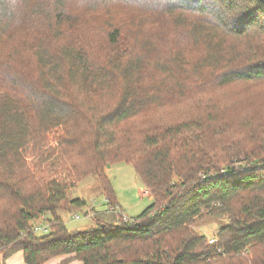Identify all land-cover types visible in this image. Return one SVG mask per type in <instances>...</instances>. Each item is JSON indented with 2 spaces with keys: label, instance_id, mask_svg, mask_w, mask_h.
Segmentation results:
<instances>
[{
  "label": "trees",
  "instance_id": "16d2710c",
  "mask_svg": "<svg viewBox=\"0 0 264 264\" xmlns=\"http://www.w3.org/2000/svg\"><path fill=\"white\" fill-rule=\"evenodd\" d=\"M34 1L0 0V264H264V4ZM120 162L151 204L68 229L89 175L119 206L104 167ZM203 215L228 216L217 243L191 227Z\"/></svg>",
  "mask_w": 264,
  "mask_h": 264
},
{
  "label": "rangeland",
  "instance_id": "374dc122",
  "mask_svg": "<svg viewBox=\"0 0 264 264\" xmlns=\"http://www.w3.org/2000/svg\"><path fill=\"white\" fill-rule=\"evenodd\" d=\"M38 0L34 1V4ZM113 19H116L115 23H126L128 18H131L127 14L124 8L114 9ZM30 15V11L26 14H22L19 18L21 26L16 28L23 31V28L26 26L27 18ZM129 28V26H127ZM161 41H165L171 38L170 35L161 33ZM238 89V88H237ZM245 91V90H243ZM234 94H230V98H233ZM229 99V98H228ZM242 99V98H241ZM240 99V100H241ZM257 103H261V98L256 99ZM241 165H244L242 160ZM110 165V164H108ZM104 167L108 177L110 178L117 200L119 204L123 206V212L131 217L139 216L150 204L151 197L142 196L141 193L147 189L144 186L142 179L137 175L131 164L127 163H114L110 166ZM85 198L87 206L86 208L71 210H61L59 211L60 216L66 222L68 229L70 230H87L89 228L97 227V220L101 219V214L110 213L108 210H105L104 200L105 195L103 194L102 188L98 181V176L96 174L89 175L85 180L79 182L75 187L69 190V198ZM93 205L94 208H91ZM86 209L88 212H91V216L86 214ZM96 209V210H95ZM76 210V213L80 216V219H73V214ZM116 217H121L118 214L111 213ZM97 217V218H95ZM108 219V218H107ZM114 219V218H113ZM112 221V220H111ZM229 218L227 215H203L195 219L191 227L200 235H204L208 238L209 243H217L219 241L218 233L221 227L228 223ZM38 223V221L36 222ZM35 223V224H36ZM41 235V234H38Z\"/></svg>",
  "mask_w": 264,
  "mask_h": 264
},
{
  "label": "built area",
  "instance_id": "2783aa9c",
  "mask_svg": "<svg viewBox=\"0 0 264 264\" xmlns=\"http://www.w3.org/2000/svg\"><path fill=\"white\" fill-rule=\"evenodd\" d=\"M205 177V176H203ZM142 196H149V192L146 190V191H143L142 192ZM105 203L107 205V210L110 212V213H115V214H118L120 216L123 217V219L125 221H128L130 220V216L126 215L121 209L120 207L117 205V206H109L107 203H108V199L105 198ZM89 211V209H88ZM51 213L50 212H46L45 214L41 215L39 220H38V223L34 224L33 225V233L35 234H41V235H45V234H49L51 232V226H50V219H51ZM73 219L75 220H78L80 219V216L76 213V211L74 212L73 214Z\"/></svg>",
  "mask_w": 264,
  "mask_h": 264
},
{
  "label": "crops",
  "instance_id": "0c3cea01",
  "mask_svg": "<svg viewBox=\"0 0 264 264\" xmlns=\"http://www.w3.org/2000/svg\"><path fill=\"white\" fill-rule=\"evenodd\" d=\"M142 195V193H141ZM148 197V196H147ZM150 197V195H149ZM83 200H85V198H81ZM86 201V200H85ZM118 201V200H117ZM87 203V202H86ZM119 203V201H118ZM88 204V203H87ZM87 204L83 207V208H86L88 207ZM104 207H105V210H107V205L105 203V200H104ZM119 207L120 209L122 210L123 206L121 205V203L119 204ZM91 208H94L93 205ZM77 210V209H76ZM75 210V211H76ZM96 210V209H95ZM87 211V209H86ZM123 211V210H122ZM86 214L88 216H91V212H86ZM100 216H103V217H106L108 218V220H113V218L115 219V215L111 214V213H104V214H101ZM73 256L72 255H65V256H62V257H59V258H54V259H51L49 260L48 262H46L45 264H61L65 259H70L67 263L65 264H83L82 261L78 260V259H73L72 258ZM7 264H26L25 263V260H24V255H23V252L22 251H19L15 254H13L8 260H7Z\"/></svg>",
  "mask_w": 264,
  "mask_h": 264
},
{
  "label": "water",
  "instance_id": "95a60500",
  "mask_svg": "<svg viewBox=\"0 0 264 264\" xmlns=\"http://www.w3.org/2000/svg\"><path fill=\"white\" fill-rule=\"evenodd\" d=\"M263 4H264V0H260ZM108 166H110V165H108Z\"/></svg>",
  "mask_w": 264,
  "mask_h": 264
}]
</instances>
